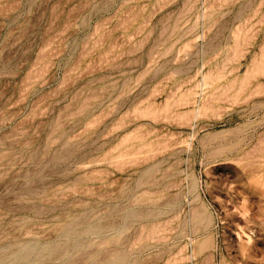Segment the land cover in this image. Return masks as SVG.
I'll return each mask as SVG.
<instances>
[{"label": "rangeland", "instance_id": "rangeland-1", "mask_svg": "<svg viewBox=\"0 0 264 264\" xmlns=\"http://www.w3.org/2000/svg\"><path fill=\"white\" fill-rule=\"evenodd\" d=\"M0 264H264V0H0Z\"/></svg>", "mask_w": 264, "mask_h": 264}]
</instances>
